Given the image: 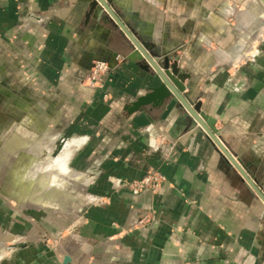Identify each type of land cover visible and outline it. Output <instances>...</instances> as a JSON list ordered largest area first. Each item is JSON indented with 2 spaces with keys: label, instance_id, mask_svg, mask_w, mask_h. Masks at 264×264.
Listing matches in <instances>:
<instances>
[{
  "label": "crops",
  "instance_id": "obj_1",
  "mask_svg": "<svg viewBox=\"0 0 264 264\" xmlns=\"http://www.w3.org/2000/svg\"><path fill=\"white\" fill-rule=\"evenodd\" d=\"M105 1L89 13L83 0H0V109L13 115L0 134L16 129L0 172L9 200L22 189L37 203L18 200L1 225L2 254L28 244L4 264H264V0ZM127 30L176 56L247 180L176 97L126 110L160 84L129 59ZM97 61L110 70L91 86ZM64 139L79 142L70 172L34 182L36 152L49 161ZM151 172L165 182L134 195L127 184Z\"/></svg>",
  "mask_w": 264,
  "mask_h": 264
},
{
  "label": "water",
  "instance_id": "obj_2",
  "mask_svg": "<svg viewBox=\"0 0 264 264\" xmlns=\"http://www.w3.org/2000/svg\"><path fill=\"white\" fill-rule=\"evenodd\" d=\"M83 1L89 4V13H94L99 7L110 10V6L105 0ZM116 18L121 22L118 16H116ZM127 33L132 38L133 44L137 47V50L129 57V59L133 62H138L140 66L148 72L152 70L153 76H156L160 80V84L152 87L146 95L139 97L135 102L127 106L126 110L130 114H134L143 111L145 107L159 109L162 108L168 99L176 97L187 108L192 121L199 123L200 126L206 130L208 135L220 149L219 151L226 156L231 164L237 167L244 180H247L248 169L240 159H237L236 161L235 157L221 142L218 132L215 130V120L202 112L201 102L194 103L188 94H186L188 87L186 86L185 81L189 78V75L181 71L176 56L172 55L171 52H155L147 43L141 44L137 41L130 31L127 30ZM260 194L262 195L261 192ZM27 245L28 244L22 243L16 244L17 247L21 248H25ZM70 261L71 258L65 256L63 264H68Z\"/></svg>",
  "mask_w": 264,
  "mask_h": 264
},
{
  "label": "rangeland",
  "instance_id": "obj_3",
  "mask_svg": "<svg viewBox=\"0 0 264 264\" xmlns=\"http://www.w3.org/2000/svg\"><path fill=\"white\" fill-rule=\"evenodd\" d=\"M99 63H101V64L104 65L103 69H99L97 67V65H99ZM109 70H110V67H109V64L108 63L103 62V61L94 62L93 65H92V68L90 70V75H89V78H88L87 82L91 86H95L99 81H102L104 79V77L108 74ZM16 101L17 100H14L15 104H17ZM7 103H9V102L7 101L6 104ZM0 116L3 118V120H2L3 122L2 123H4V126L6 125V123H10L13 120L12 113L10 111L4 110V109H3V111H2V109H0ZM13 130H14V134H15L16 129H13ZM13 130L10 131V136L9 137H11L13 135V133H12ZM68 141H71V140L64 139V140L58 141L56 143V145H57L56 149L50 155V159L53 160L57 156H60V155H63V154H69L68 164H69V168L71 169V167H70L71 165H70L69 161H70V159L72 157L73 149H74L75 145L77 146V144H72L70 148H66L65 147L66 146L65 144ZM4 151H6V150L4 149ZM38 153L39 152H36V154H37L36 160L32 164V166L29 168L30 169L29 170V173H30L29 174V177H31V179L33 181H34L35 177L37 178L38 176H36V175L34 176L33 172L31 173V171H33V170L46 171V170H48L47 169L48 164L52 161V160L50 161V159H49L50 162L49 161H44L42 158H41L42 160L39 159V157H38L39 154ZM68 164H67V168H68ZM69 168H68V171H69ZM52 170H56L57 171V169H52ZM62 173H67V172H62ZM151 173H154L156 176H154L155 182L153 183V186L151 188H149V189L155 191V190H157L161 186L162 183L165 182V178L163 176H161L160 174L156 173V172H151ZM8 176H9V174H8V171L6 169H5V171L0 172V227L3 224V222H4L5 228H6L7 222L8 221L10 222V220L12 221L18 215V214H15V212L13 213L11 211L13 209L12 206H17V204L19 203L18 200L25 199V201H24L25 204H30L31 207H36V205H37L36 202L31 201L29 199H26L24 197V193H23L22 189H20V192H17L15 194H12L13 197L15 198L14 200H12V201L9 200V198L7 197V195L4 193L5 182L8 179ZM147 176H149V174ZM147 176H145V177H147ZM55 177L56 176H54V175L51 176V178H53L54 180H55ZM136 181H140V180H136ZM128 184H127V186L129 188V185ZM129 190H130V188H129ZM142 192H144V191H142ZM25 212L28 213L29 211L28 210H25ZM21 231H23V230L21 229ZM25 231L27 232L26 226H25ZM17 248H20V247H17L16 246V243H9V245L6 246V249L4 251L5 253L2 254V252H0V264H4V262L6 260H9L10 257H11V255H8V254H11V252L14 249H17Z\"/></svg>",
  "mask_w": 264,
  "mask_h": 264
},
{
  "label": "bare ground",
  "instance_id": "obj_4",
  "mask_svg": "<svg viewBox=\"0 0 264 264\" xmlns=\"http://www.w3.org/2000/svg\"><path fill=\"white\" fill-rule=\"evenodd\" d=\"M31 118H33V115H32V113H31V115L29 114H27L26 116H25V120H24V122L26 123L27 122V120H30ZM31 123V122H30ZM25 125V124H24ZM25 130H27V128H23L22 130H20V132H21V134L25 131ZM26 132V131H25ZM24 134V133H23ZM9 136H10V131L9 130H5V131H3V132H1V134H0V141H1V139H4V140H6V139H8L9 138ZM25 136V135H24ZM6 143H7V141H6ZM6 143H5V148L7 149V147H6ZM78 144L79 142H77V141H73V140H71V141H68L65 145V147L66 148H70L71 147V145L72 144ZM26 146V145H25ZM76 146V145H75ZM4 148V149H5ZM26 149V148H25ZM68 159H69V154H63V155H60V156H57V157H55L49 164H48V166H47V169H49V170H52V169H57V170H59L60 172L62 171V172H70V171H68V168H67V164H68ZM61 172V173H62ZM35 181V180H34ZM39 185V184H38ZM39 187H41V186H36V188H39ZM40 189V188H39ZM51 191H54V189H50ZM49 190V191H50ZM60 192V191H59ZM38 194V193H37ZM44 194V193H43ZM48 195H50V194H48ZM42 196V195H41ZM45 196V195H44ZM49 198V197H48ZM52 198V197H51ZM54 199V198H53Z\"/></svg>",
  "mask_w": 264,
  "mask_h": 264
},
{
  "label": "built area",
  "instance_id": "obj_5",
  "mask_svg": "<svg viewBox=\"0 0 264 264\" xmlns=\"http://www.w3.org/2000/svg\"><path fill=\"white\" fill-rule=\"evenodd\" d=\"M97 67L99 69H103L104 65L99 63V65H97ZM235 160L237 161V158H235ZM154 176H156L154 173H150L149 176L145 177L144 179H142L140 181H134V182L129 183L128 185H129L131 192L134 195H138L142 191H145V190H148L149 188H151L153 186V183L155 182Z\"/></svg>",
  "mask_w": 264,
  "mask_h": 264
},
{
  "label": "flooded vegetation",
  "instance_id": "obj_6",
  "mask_svg": "<svg viewBox=\"0 0 264 264\" xmlns=\"http://www.w3.org/2000/svg\"><path fill=\"white\" fill-rule=\"evenodd\" d=\"M8 97H9V100H8ZM7 101H10V96H9L8 94L5 93V94H4V102H5V103H4V107H5V108H6V102H7ZM13 104H15L14 101H13ZM16 105H17V104H16ZM17 106H18V105H17Z\"/></svg>",
  "mask_w": 264,
  "mask_h": 264
}]
</instances>
